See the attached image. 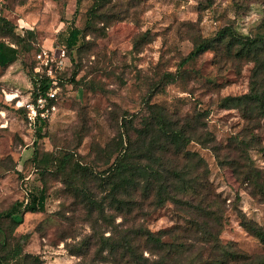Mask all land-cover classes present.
Segmentation results:
<instances>
[{"label": "rangeland", "instance_id": "obj_1", "mask_svg": "<svg viewBox=\"0 0 264 264\" xmlns=\"http://www.w3.org/2000/svg\"><path fill=\"white\" fill-rule=\"evenodd\" d=\"M1 17L15 30L1 31L0 41L17 43L18 58L0 65V212L15 207L21 222L0 218V264H34L27 255L37 256L39 264H78L87 238L97 243L87 261L110 264L100 262L96 252L98 239L109 235L112 226L102 222L98 209L91 214L85 207L89 202H82L84 195L99 200L108 187L101 188L90 171L79 167L78 180L71 172L77 162L97 172L107 167L122 115L133 114L140 127L147 98L180 115L207 110L208 128L224 147L235 137H251L242 112L219 104L225 96L250 90L255 67L238 55V45L229 48L230 34L222 45H209L184 65L181 61L196 41H219L225 28L242 35L264 31V0H0ZM72 26L82 30L80 41L63 74L58 111L39 130L41 136L40 125L28 123L24 107L33 86L34 54L63 45ZM166 71L175 73L172 82L163 78ZM254 133L248 157L262 173L252 183L239 150L222 148L223 159L235 163L221 165L210 148L188 145L206 160L213 190L227 201L222 242L249 254L264 253L263 242L243 227L239 212L264 226V200L251 193L255 182L264 184V117ZM66 153L70 156L63 166L58 159ZM43 188L45 210H27ZM108 202L106 212L119 223L121 213L109 209ZM147 210L142 221L156 233L190 217L171 201ZM19 247L21 255H11Z\"/></svg>", "mask_w": 264, "mask_h": 264}, {"label": "trees", "instance_id": "obj_2", "mask_svg": "<svg viewBox=\"0 0 264 264\" xmlns=\"http://www.w3.org/2000/svg\"><path fill=\"white\" fill-rule=\"evenodd\" d=\"M96 7L98 4H95L91 10L94 11ZM4 30L12 32L15 30V25L9 19L1 17L0 32ZM81 33L82 30L79 27L72 26L63 43L70 56L71 64L73 60L71 55L80 41ZM228 34H230L229 48L238 45V55L254 61L255 67L250 90L238 96H225L219 104L225 108H238L242 112L249 125L245 127L246 132H249L251 137L248 139L235 137L229 145L224 147L217 142L216 136L208 128L207 110L197 111L193 115H180L169 111L164 105L152 103L150 98L145 100L143 122L140 127L134 123L133 114H123L120 122L122 131L115 138L117 139L115 149L108 154V166L97 172L93 168L90 169L89 165H80L77 162L78 168L72 169L71 172L78 180L81 179L79 167L90 171L91 174H96L95 179H100L99 186L105 190L108 187L109 190L107 195L99 200L87 195H84L82 199L84 203L89 202L85 206L89 213L93 214L98 209V216L102 222L112 226L111 233L103 234L97 241L99 248L96 253L102 258L100 262L110 264H264V253L249 254L238 250L232 243L222 242L220 232L227 220V201L213 190L206 160L199 152L188 148L191 142L210 148L221 165L235 163L234 160L223 159L222 148L239 150L243 164L248 167L246 177L251 179L250 183L252 179H257V176L261 177L262 172L255 170L254 168L257 169V167L249 162L248 151L252 142L254 140L256 142L257 135L254 130L259 128L260 118L264 117V82L261 79V75L264 74V31L254 35H242L233 29L225 28L219 32V41H196L193 50L182 59L181 65L186 64L209 45H222V39H227ZM16 45L17 43L12 45L5 40L0 41L1 66L7 67L18 58ZM33 70L32 66V74ZM163 78L172 82L176 75L172 71H166ZM31 79L33 86L29 94L35 96L40 91L39 84L33 75ZM70 80L73 82L74 78ZM61 84L65 85L66 81L63 80ZM47 85L45 78L40 86L43 88ZM43 125L46 123L41 124L37 130L41 131ZM128 127H132L133 130L131 131ZM40 131L39 135L42 136ZM69 156L70 153H66L58 161L61 160L64 166ZM251 193L255 196L261 195L264 200V184L255 182ZM36 197L26 206L27 210H45L46 190L41 189ZM237 198H240V195H237ZM106 199H109V209L121 213L123 220L119 223H116L113 213L106 212V207L103 205ZM169 201L180 210L188 212L189 219L169 230L153 232L142 221L150 214L147 208L156 209ZM239 212L243 227L259 238L264 245V226L249 218L241 210ZM17 214L18 211L13 207L0 212V218L8 217L17 224L21 222L17 219ZM83 242L84 245L79 249L83 255L78 264H95V260L89 263L86 257L97 243H90V238ZM20 251L21 247L18 250L14 249L13 253L9 252L13 256H19ZM27 258L34 260V264H39L37 256L27 255Z\"/></svg>", "mask_w": 264, "mask_h": 264}, {"label": "built area", "instance_id": "obj_3", "mask_svg": "<svg viewBox=\"0 0 264 264\" xmlns=\"http://www.w3.org/2000/svg\"><path fill=\"white\" fill-rule=\"evenodd\" d=\"M33 76L39 84V93L27 97L24 107L30 125H41L58 111L59 93L62 88L63 73L71 64L64 45L55 48H41L34 54ZM47 86H40L43 79Z\"/></svg>", "mask_w": 264, "mask_h": 264}]
</instances>
